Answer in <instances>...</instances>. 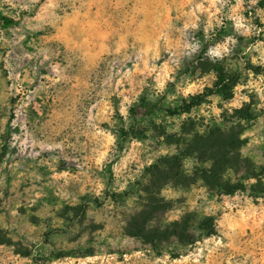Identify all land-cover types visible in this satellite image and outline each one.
Wrapping results in <instances>:
<instances>
[{
    "label": "rangeland",
    "instance_id": "rangeland-1",
    "mask_svg": "<svg viewBox=\"0 0 264 264\" xmlns=\"http://www.w3.org/2000/svg\"><path fill=\"white\" fill-rule=\"evenodd\" d=\"M0 14L18 20L0 22V264H264V170H229L246 186L226 195L200 177L210 161L163 163L237 125L264 167V0H0ZM216 59L231 97L131 114L142 96L175 107L212 87ZM156 165L174 179L155 221L211 215L216 234L156 249L127 233Z\"/></svg>",
    "mask_w": 264,
    "mask_h": 264
},
{
    "label": "trees",
    "instance_id": "trees-1",
    "mask_svg": "<svg viewBox=\"0 0 264 264\" xmlns=\"http://www.w3.org/2000/svg\"><path fill=\"white\" fill-rule=\"evenodd\" d=\"M0 22L3 26L15 25L18 20L0 14ZM212 67L217 74V80L212 87H206L204 91L194 94L190 100L180 106L165 107L160 102H151L146 96H142L139 103L130 109L132 115H149L156 109L164 108L167 113L174 115L188 112L193 107L201 104L205 98L212 94H222L229 98L232 90L237 84L234 73L227 71L221 60H213ZM244 118H250L251 114L247 110ZM186 130V129H185ZM185 132H188L187 130ZM243 129L234 125L228 130L219 128L210 129L207 133H197L188 142L186 148L179 154L165 158V165L181 164L180 157L183 155H195L200 161H210L211 165L207 168L199 169L200 177L211 190H217L222 194H233L245 188V184L238 181L225 179L227 172L231 169L242 171L245 179L256 178L259 182L263 175L264 167L257 171L256 166L249 163V159L243 157L241 147L244 143L242 137ZM157 171L153 173V178L145 191L149 197L142 210L131 217L128 223L127 233L139 237L146 243H150L156 249L172 241L181 243L195 244L203 237L212 236L217 233L216 219L207 215L203 217L195 227L191 215H185L181 219L161 225L157 220L170 208V201L159 194V190L174 179L171 173L156 165ZM87 204H82L80 208L86 209ZM156 220V221H155ZM155 222V224H152ZM198 230V233H197Z\"/></svg>",
    "mask_w": 264,
    "mask_h": 264
}]
</instances>
